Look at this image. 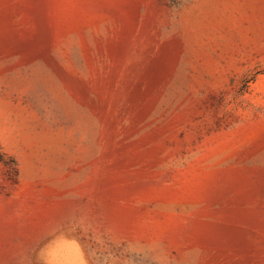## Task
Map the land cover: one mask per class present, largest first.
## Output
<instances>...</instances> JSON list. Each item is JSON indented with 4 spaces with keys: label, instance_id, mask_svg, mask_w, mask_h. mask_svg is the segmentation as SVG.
<instances>
[{
    "label": "rangeland",
    "instance_id": "1",
    "mask_svg": "<svg viewBox=\"0 0 264 264\" xmlns=\"http://www.w3.org/2000/svg\"><path fill=\"white\" fill-rule=\"evenodd\" d=\"M0 264H264V0H0Z\"/></svg>",
    "mask_w": 264,
    "mask_h": 264
}]
</instances>
